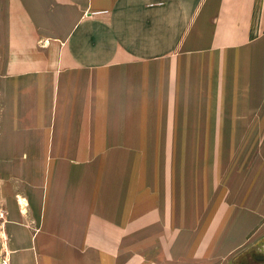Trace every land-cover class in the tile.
<instances>
[{
  "label": "crops",
  "instance_id": "1",
  "mask_svg": "<svg viewBox=\"0 0 264 264\" xmlns=\"http://www.w3.org/2000/svg\"><path fill=\"white\" fill-rule=\"evenodd\" d=\"M0 195L6 264H264V0H0Z\"/></svg>",
  "mask_w": 264,
  "mask_h": 264
},
{
  "label": "rangeland",
  "instance_id": "2",
  "mask_svg": "<svg viewBox=\"0 0 264 264\" xmlns=\"http://www.w3.org/2000/svg\"><path fill=\"white\" fill-rule=\"evenodd\" d=\"M43 42H41V41H39L38 42V45H39V47H43L42 45H44V44H42ZM45 47V46H44ZM133 157H134V159H133ZM136 165H137V158H136V155H131V159H130V167L132 168V167H135L136 168ZM0 199H1V201H3V203H4V197H2L1 195H0ZM212 204V203H211ZM1 223H2V218H1ZM258 243L261 245V244H263V242L262 241H258ZM5 256H6V254H4ZM211 263H212V261H211Z\"/></svg>",
  "mask_w": 264,
  "mask_h": 264
},
{
  "label": "water",
  "instance_id": "3",
  "mask_svg": "<svg viewBox=\"0 0 264 264\" xmlns=\"http://www.w3.org/2000/svg\"><path fill=\"white\" fill-rule=\"evenodd\" d=\"M258 258L261 259L262 257H258ZM0 264H6L4 259L1 257V244H0Z\"/></svg>",
  "mask_w": 264,
  "mask_h": 264
},
{
  "label": "bare ground",
  "instance_id": "4",
  "mask_svg": "<svg viewBox=\"0 0 264 264\" xmlns=\"http://www.w3.org/2000/svg\"><path fill=\"white\" fill-rule=\"evenodd\" d=\"M1 221V220H0ZM3 258H4V256H3Z\"/></svg>",
  "mask_w": 264,
  "mask_h": 264
}]
</instances>
